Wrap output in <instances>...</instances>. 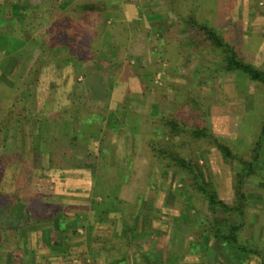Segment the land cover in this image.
I'll use <instances>...</instances> for the list:
<instances>
[{
    "label": "rangeland",
    "instance_id": "1",
    "mask_svg": "<svg viewBox=\"0 0 264 264\" xmlns=\"http://www.w3.org/2000/svg\"><path fill=\"white\" fill-rule=\"evenodd\" d=\"M46 1L0 0V11H8L13 16H18L25 37L32 38L31 42L26 37L30 47L24 48L27 53L24 55L29 61L27 64L26 58L23 59L22 63L27 64L25 69L38 51L37 45L42 41L41 32L48 28L51 22L47 12L37 7ZM67 1L58 0V6ZM184 1L189 0L179 2ZM11 2H17L26 11H34L23 14L20 8L18 14H13ZM127 2L130 1L121 0L128 28L127 41L119 45L117 58L112 60L108 67L104 66L107 70L104 71L103 67L98 65L99 70L86 71V66L97 65L93 60L82 62L79 66L68 63L73 65L74 73L69 72L64 80H61L59 74L45 70L40 83L44 85L43 88H47L48 95L44 98L41 112L33 113L29 104L30 113L38 115L46 109L54 112L71 104L80 105L81 109L88 107L89 111L79 112V109L73 112L75 121L77 114L80 119L86 113L106 115L109 110H114L123 103L126 109H120L119 120L124 119L126 115L131 118L139 116V119H142L165 113L190 126L206 128L227 143L236 156L250 160L252 148L260 137L264 122V85L251 81L242 72H224L220 69L214 62L219 59L220 53L210 44L203 43L197 47L195 43L187 44L186 33L179 32V27L177 29L172 24L173 14L156 7L163 5L162 0H140L135 10L137 14L139 12V19L134 22L127 19V13L131 9H128L126 4L132 3ZM194 4L198 20L216 25L223 38L236 47L240 58L264 71V0H195ZM142 11L148 14L143 15ZM39 12L44 14V19L36 14ZM155 14L162 17V22L153 27L148 25L147 16ZM14 24L18 30L17 19ZM141 25L146 31L141 29ZM2 31L9 33V29L5 27H0V32ZM135 31L145 34V40H135V46L131 49L124 48L119 58L120 49L128 45L130 34ZM35 38L40 39L38 44H35ZM139 44L144 46L141 55L137 54ZM4 52L5 50H0V59L7 55ZM12 71L11 67L3 68V75L0 76L12 83L16 80ZM52 76L59 80V84L50 80ZM107 78L110 88L106 86L105 89ZM117 82L121 85L118 86ZM37 84L36 79L33 86ZM114 84L117 86L111 89ZM58 85L59 88H55ZM71 86H74L73 90ZM91 86H94L93 90L95 86L99 88L101 98L91 95ZM107 90L110 91L108 96H111L112 92V96L117 98L112 104L113 107H108L103 102ZM57 91L60 99L56 106H61L60 108H55L54 104ZM36 93H39L37 88ZM32 100L33 98L29 97V103ZM98 108L102 110L91 111ZM75 123L79 132L80 122ZM140 123L143 136L146 124L142 121ZM38 131L39 123L36 119H33L31 124L15 122L6 129L4 151L11 153L16 150L23 163L17 160L4 165L0 188L13 192L17 186L21 187V190L27 187L32 191L44 193V199L48 202L71 207L65 217L57 219L58 223L52 219L38 223L30 229L27 246L31 264H101L97 258L106 253L95 251L105 247H112V253L116 256L113 257L108 252L104 264H121L119 257L122 256L121 249L125 245L120 244L117 239L121 233L120 212L111 210L107 220L94 221V210L90 207V200L94 196L91 170L80 167L53 168L49 153L39 149ZM127 136L128 143L125 148ZM117 139L122 147L113 152L112 144ZM260 140V153L255 171L247 177L242 189L246 194L247 203L243 210L244 226L239 239L257 245L264 251V137ZM167 141L186 159L198 162L203 171L211 176L219 197L228 204L232 203L234 168H230L229 162L223 160L219 150L212 143L204 138H194L186 132ZM102 145L103 139L100 136L90 137L83 150L98 155L101 154ZM109 145L108 162L113 166L115 176L123 167H127L129 172L127 182L121 185L118 197L134 203L137 195L145 190L135 225L136 230L144 234L141 250L156 256L159 264H200L201 256H204L207 264H255L256 260L257 264H260L259 256L255 254H248L240 261L236 260L220 239L211 235L203 238L200 230L191 222V218L195 220L205 216L210 222L224 228L234 222L233 214L225 215L219 209L209 208L205 200L196 199L198 201L192 202L194 208H191L189 213V228L178 221L186 203L180 194L184 185L177 172L169 167L163 175L161 165H164V162H158L154 156L143 155L141 141L136 144L134 150L131 149V134L123 125L111 132ZM75 156L82 157V154ZM83 187L84 195L81 196ZM95 199L102 201L106 198L99 195L95 196ZM77 221L80 222L77 224ZM59 222L64 226L57 227ZM56 244L59 247H56ZM3 247L0 263L20 264V260L11 261L7 258V251L15 248V244L7 242ZM130 252L135 256L136 263L141 264L134 248ZM132 254L127 256L131 263ZM170 257L175 258L172 259L173 263L170 262Z\"/></svg>",
    "mask_w": 264,
    "mask_h": 264
},
{
    "label": "trees",
    "instance_id": "2",
    "mask_svg": "<svg viewBox=\"0 0 264 264\" xmlns=\"http://www.w3.org/2000/svg\"><path fill=\"white\" fill-rule=\"evenodd\" d=\"M57 1L47 0L44 4L37 6L47 12L51 22L49 27L41 32L42 41L37 45L38 51L26 69L29 61L24 55L27 54L24 48L29 46V42L24 35L21 20L8 11H0V27L9 29V33L0 32V50H5L7 54L0 59V67L3 70L7 62L9 64L12 58L16 59V65L12 71L16 80L11 83L0 76V181L7 162L19 160L21 164L23 163L16 150L11 153L4 151L6 129L15 122L31 124L33 119L38 120L39 149L49 153L53 168L80 167L91 170L94 196L90 200V207L94 210V221H105L111 210L119 211L121 233L118 234L117 239L120 244L125 245L126 252L134 248L141 264H159L156 256L141 250V244L144 243L141 239L144 234L135 228L145 190L137 195L134 203L121 200L118 194L121 185L127 182L128 168H121L122 171L115 176L114 168L108 162L111 132L123 125L131 134V149L134 150L136 144L138 145L141 141L143 155L154 156L158 162H164V165L160 164L163 175L167 173L169 167L177 172L179 180L184 185L180 194L186 203L178 221L189 228V213L190 209L194 208L192 202L196 199L205 200L209 208L219 209L225 215L231 213L235 220L223 228L210 222L205 216L195 220L191 218V222L200 230L202 237L211 235L220 239L236 260L240 261L248 254H255L259 256L260 264H264L263 249L239 239L240 231L244 226L243 210L247 203L246 194L242 189L247 177L254 173L259 159L260 139L264 137V122L260 137L252 148L251 159L243 160L232 152L227 143L206 128L190 126L165 113L142 119H139V116L131 118L126 115L124 119L119 120L120 109H126L123 103L119 104L118 108L109 110L106 115L83 114L79 132L76 130L75 121L77 120L74 121L73 112L81 109L80 105L71 104L54 112L46 109L38 115L30 113V91L44 65L54 61L58 67L68 63L79 66L82 62L93 60L106 71L105 67L117 58L119 45L127 41L128 28L124 20L121 0H68L62 6H58ZM162 1L163 5L156 7L173 14L172 24L177 29L179 27V32L186 33L187 44L195 43V47L203 43L210 44L220 53L219 59L214 61L220 69L224 72H242L251 81L264 85V71L240 58L236 47L223 38L216 25L196 18L195 0ZM33 11L22 9L23 14ZM142 14L148 13L142 11ZM15 19L19 25L18 30L14 27ZM140 27L146 31L142 25ZM24 58L27 64L22 63ZM90 89L92 91L94 86ZM91 95L96 98L102 97L96 86ZM127 100L126 97L125 101ZM141 121L146 124L143 136H141ZM185 132L194 138L208 140L219 150L223 160L229 162L230 168H234L232 203L228 204L219 197L211 176L203 171L198 162L186 159L174 149L175 146L172 143L167 141ZM99 136L103 139L101 154L94 155L83 150L90 137ZM165 138L167 140L164 141ZM78 154H82V157L75 156ZM26 188L21 190L22 188L17 186L13 192H6L0 188V253L5 243H14L15 248L7 251V258L11 261L12 259L20 260V264H31V255L27 246L30 229L38 223L52 219L58 223L57 219L65 217V213L71 207L57 202H48L44 199V193ZM99 195L106 199L96 200L95 196ZM78 222L80 221H77V224ZM61 225L64 226L59 222L57 227ZM176 226L179 229L177 223ZM56 247L59 246L56 244ZM171 257L169 259L173 263L172 259L175 258ZM200 264H207L204 256H201Z\"/></svg>",
    "mask_w": 264,
    "mask_h": 264
},
{
    "label": "crops",
    "instance_id": "3",
    "mask_svg": "<svg viewBox=\"0 0 264 264\" xmlns=\"http://www.w3.org/2000/svg\"><path fill=\"white\" fill-rule=\"evenodd\" d=\"M128 1H130V2H127V3H131V5H127L126 4V7L128 6V9H131L130 10V12L128 11V13H127V19H129V21H136L135 19H139L138 17H139V12H138V14H137V12L135 11L136 10V8H137V3H139L140 2V0H128ZM136 5V6H135ZM11 8H12V13L13 14H18L19 13V10H20V8L22 9L23 8V6H21V5H18L17 4V2H11ZM36 14H38V15H41V17L43 18L44 17V14L43 13H36ZM36 14H34L35 16H36ZM141 14V13H140ZM45 17H46V15H45ZM42 18H41V20H42ZM161 16L159 15V14H155V15H150V16H147V20H148V25H151V26H153V27H155V26H157L158 25V23H161L162 21H161ZM44 19V18H43ZM155 19H157V20H155ZM45 24H46V22H45ZM147 25V26H148ZM2 32H5V31H2ZM27 37V39L29 40V41H31L32 40V38H28V36H26ZM145 34H143L142 32H139V31H135V32H131V34H130V38H129V43H128V45L127 46H125V47H122L121 49H120V51H119V58H121V52H123V49L124 48H129V49H131V48H133L135 45H133V42L136 40V41H144L145 40ZM38 38H35V44H38L39 42H40V39L38 40ZM32 42V41H31ZM143 48H144V46H142L141 44H139V45H137V54H142L144 51H143ZM5 53V52H4ZM15 64H16V59H14V58H12V61L8 64V62L4 65V69L5 68H12L13 69V67L15 66ZM99 68H100V66H98V65H89V66H86V71H91V72H94V71H96V70H99ZM92 69V70H91ZM45 70H49L50 72H53V73H57V74H59V77H62V79L61 80H64V78L65 77H68V73L69 72H73L74 73V67H73V65L72 64H66V65H64V66H62V67H58L56 64H55V62L54 61H50L47 65H45V66H43L42 68H41V70H40V72H39V74H38V78H37V83L38 84H40L41 86H38V84L37 85H34L33 86V88H32V91H31V95H30V98L32 99L33 98V100L29 103L30 104V110L33 112V113H35V114H37V113H40L41 112V108H42V106L44 105V98H46L47 97V95H48V90H47V88H43L42 86H44L42 83H40L41 81H42V73L45 71ZM3 73V70H1L0 71V75H3L2 74ZM50 80H55V83L57 84H59V80H57L54 76H52V78L50 79ZM108 84V85H107ZM115 85V84H114ZM117 85L118 86H120L121 85V83H119V82H117ZM117 85H115V86H113L111 89H114V87H116ZM37 86V87H36ZM106 86H109V88H110V84H109V78H107V83L106 84H104V87H105V89H106ZM36 88H37V91L39 92L38 93V95H37V93H36ZM55 88H59V85H58V87H55ZM74 89V86H71V90H73ZM41 91V92H40ZM109 92L110 91H105V96H104V101L103 102H105L106 104H107V106L108 107H113L114 105H112V104H114L115 102H114V100L116 101L117 100V98H114L113 96H112V92H111V96H108V94H109ZM60 99V95H59V91H57V92H55V98H54V104H55V108H60V107H57L56 105H57V103H58V100ZM86 110H88L89 111V109H88V107H85V109H80L79 110V112H84V111H86ZM100 110H102V109H95V110H91L92 112H100ZM77 116V121L78 122H80V115L79 114H77L76 115ZM128 141V136H127V138H126V143H124V147L126 148V145H127V142ZM122 146H120V144L118 143V139L116 140V142H114L113 141V144H112V151L113 152H116V151H118V149L119 148H121ZM123 147V149H125ZM126 151V150H125ZM81 194V196L82 195H84V187L82 188V192L80 193ZM124 247L125 246H123V248L121 249V251L123 252V253H121L120 255H122L121 257H119L120 258V260H121V264H137L136 263V258H135V256L130 252V251H127L126 252V250L124 249ZM114 249L112 248V247H105V248H98L97 249V251H95V252H100V253H106V255H102V256H100V257H98L97 258V261H99L101 264H104V262H105V260L107 259V253L109 252V253H111L112 254V256L113 257H115L116 255L114 254V253H112V251H113ZM111 251V252H110ZM130 252V253H129ZM108 253V254H109ZM110 254V255H111ZM129 254H132V258H133V260H132V263L130 262V261H128V259H127V256L129 255ZM119 255V256H120ZM255 264H257V260L255 261Z\"/></svg>",
    "mask_w": 264,
    "mask_h": 264
}]
</instances>
